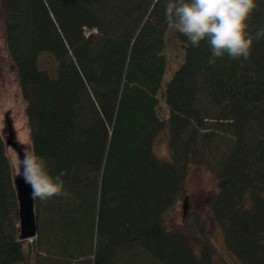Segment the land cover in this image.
<instances>
[{"label":"trees","instance_id":"trees-1","mask_svg":"<svg viewBox=\"0 0 264 264\" xmlns=\"http://www.w3.org/2000/svg\"><path fill=\"white\" fill-rule=\"evenodd\" d=\"M168 0H0L31 149L69 197L34 200L21 241L12 163L0 131V264H213L199 221L166 215L192 167L216 176L213 218L241 264H264V38L249 59L217 58L179 34L184 60L163 95ZM249 20L264 27V0ZM51 56L54 73L40 69ZM168 133L171 158L154 147Z\"/></svg>","mask_w":264,"mask_h":264},{"label":"rangeland","instance_id":"rangeland-1","mask_svg":"<svg viewBox=\"0 0 264 264\" xmlns=\"http://www.w3.org/2000/svg\"><path fill=\"white\" fill-rule=\"evenodd\" d=\"M179 34L175 29L168 27L164 50L168 66L163 79L162 89L158 96L159 113L162 119H166L169 115L163 95L165 94L167 85L184 60V49L180 42ZM39 65L40 69L46 70L51 74L54 73L56 68L55 60L49 55L41 56ZM8 121L12 125L10 132H12L14 141L23 149V154L25 151H32L31 130L26 118V104L21 95L14 65L6 51L4 21L0 10V131L5 143L11 137L7 126ZM6 149L12 163L13 173L17 175L13 167V159L17 153L12 147H6ZM154 152L161 160H170L168 133L161 135L157 140ZM186 188L187 195L180 200L174 210L166 215L168 227L172 230L183 232L186 229L192 228L193 224L199 221L205 225V229L215 249L213 264H241L227 250L223 234L212 215V205L218 192V180L216 176L205 171L204 168L192 167ZM186 197L188 198V212L186 217H184L183 205Z\"/></svg>","mask_w":264,"mask_h":264},{"label":"clouds","instance_id":"clouds-1","mask_svg":"<svg viewBox=\"0 0 264 264\" xmlns=\"http://www.w3.org/2000/svg\"><path fill=\"white\" fill-rule=\"evenodd\" d=\"M257 0H168L164 16L169 27L187 38L192 47L202 42L209 46L211 58L228 56L232 60H247L254 41L264 38V27L250 30L249 20L257 9ZM13 167L31 189V198L48 201L54 197H69L61 171L51 175L47 161L34 151H25L13 159Z\"/></svg>","mask_w":264,"mask_h":264},{"label":"water","instance_id":"water-1","mask_svg":"<svg viewBox=\"0 0 264 264\" xmlns=\"http://www.w3.org/2000/svg\"><path fill=\"white\" fill-rule=\"evenodd\" d=\"M8 130L9 132L12 130L11 122L8 121ZM10 127V129H9ZM11 137L10 140L5 143V146L12 147L17 154L21 157L23 154V149L18 146V144L14 141V137L12 132H10ZM13 181L14 186L17 192V198L19 201V219H20V226L18 229L19 238L21 241H28L34 239L37 235L36 229V220H35V212H34V200L31 198V189L30 187L25 184L24 180L13 173ZM188 212V198H185L184 205H183V213L184 217H186Z\"/></svg>","mask_w":264,"mask_h":264}]
</instances>
